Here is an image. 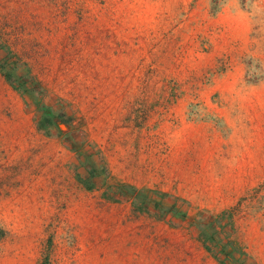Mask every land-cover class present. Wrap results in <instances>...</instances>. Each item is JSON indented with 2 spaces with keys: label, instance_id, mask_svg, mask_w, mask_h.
<instances>
[{
  "label": "rangeland",
  "instance_id": "rangeland-1",
  "mask_svg": "<svg viewBox=\"0 0 264 264\" xmlns=\"http://www.w3.org/2000/svg\"><path fill=\"white\" fill-rule=\"evenodd\" d=\"M0 64V264H264V0H0Z\"/></svg>",
  "mask_w": 264,
  "mask_h": 264
},
{
  "label": "trees",
  "instance_id": "trees-1",
  "mask_svg": "<svg viewBox=\"0 0 264 264\" xmlns=\"http://www.w3.org/2000/svg\"><path fill=\"white\" fill-rule=\"evenodd\" d=\"M0 69H4L5 70V65L4 64H0ZM5 73H6V76H8L9 75V73L7 74V72H6V70H5ZM9 77V76H8ZM54 116L52 115V113L49 111V109H46V111H44V113H43V116H42V118H41V120H40V126L41 127H43V126H45V125H47V124H49V125H51V124H53L54 123ZM92 186L91 185H89L88 186V188L90 189ZM132 189V191L139 197V198H141L142 200H144V198H146L147 197V195H148V193H142V192H137L136 190H134L133 188H131ZM157 203V202H156ZM159 203V202H158ZM157 203V204H158ZM163 208H165V210H167V211H172V213H174V214H176V215H180V214H182L183 216V218H185V216H186V213L185 212H181L179 209H177V208H175L174 206H163ZM202 225V230H201V234L203 235V237H204V240H206V239H208L209 237L210 238H213L214 237V234L213 233H209L208 232V224H201ZM225 247V245L224 246H222V248L220 249V251H222V252H224L227 256H230L231 255V253H230V251H228L227 249H225L224 248Z\"/></svg>",
  "mask_w": 264,
  "mask_h": 264
},
{
  "label": "crops",
  "instance_id": "crops-1",
  "mask_svg": "<svg viewBox=\"0 0 264 264\" xmlns=\"http://www.w3.org/2000/svg\"><path fill=\"white\" fill-rule=\"evenodd\" d=\"M244 49H245V45L244 46H242V50H241V53L244 55ZM240 53V54H241ZM246 63V62H245ZM246 68V64H244V63H240L239 64V66H238V70H240V69H245ZM240 72H238V74H239ZM236 84H239L238 82H237V79L236 78H233V80H232V86H231V88H232V90H233V88L234 89H236ZM258 88H264V83L263 82H259V83H257V85H256ZM259 98V97H258ZM254 103V102H253ZM230 118H232L231 120H235V119H237L238 120V118H243L242 116H238V114L237 115H234V116H231ZM249 124H250V122H249ZM230 125H234V123L233 124H230ZM243 126H247V125H243Z\"/></svg>",
  "mask_w": 264,
  "mask_h": 264
}]
</instances>
